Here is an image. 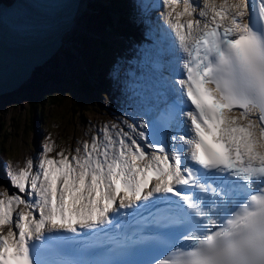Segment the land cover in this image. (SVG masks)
<instances>
[{
  "label": "snow or ice",
  "instance_id": "6c2138e0",
  "mask_svg": "<svg viewBox=\"0 0 264 264\" xmlns=\"http://www.w3.org/2000/svg\"><path fill=\"white\" fill-rule=\"evenodd\" d=\"M161 5L153 98L128 131L55 157L46 142L6 173L0 264H264V0H136L133 22ZM116 6L65 0V31L100 49Z\"/></svg>",
  "mask_w": 264,
  "mask_h": 264
},
{
  "label": "rangeland",
  "instance_id": "374dc122",
  "mask_svg": "<svg viewBox=\"0 0 264 264\" xmlns=\"http://www.w3.org/2000/svg\"><path fill=\"white\" fill-rule=\"evenodd\" d=\"M71 36L74 38L72 43L68 41L66 45V49L70 52V59L59 51L57 56L53 57L52 60L50 59L45 65L36 68L31 78L22 86L11 93L0 96V120L5 125L3 130L7 133H13V138L11 140L7 141V139H2L0 140V144L5 143L6 146L8 144L10 145V153L14 155L15 160H20L24 155L28 156L32 151H35L33 145L35 140L39 143L42 142V145L46 142L52 144L53 151L48 154L50 156L55 157V153L61 149H63L64 153L71 154L78 146H81L84 141L90 142L91 136L99 133L101 128L107 127L109 131H112V125L115 124L118 129L120 124L124 123L127 119V109H125L124 105L118 103L117 98L113 95H110L112 101L107 111V108L98 105V101H96L95 98L94 102L85 104L84 101H87L86 97H79L78 100L83 101L81 102V106L72 102L69 96L62 97L56 93L59 86H56L55 83L47 77V74L51 73L53 65L59 66L64 72L70 65L72 67L76 64L73 55L76 46H79V41L75 39H79L82 35L80 33H73ZM109 43H113V40L111 39ZM64 47L63 45L61 49ZM78 48L82 53L90 54L91 56L90 51L92 48L88 45L81 44ZM132 51L133 49L130 45L121 47V50L117 53L118 61L115 64L117 66L116 69L127 70L126 67L133 58ZM57 57L58 61L55 63ZM116 69H114L113 66L109 68L106 65V71L103 73L104 79H107L111 71ZM124 76H127L125 71ZM66 86L68 89L74 88L73 85L67 84ZM101 88L103 89V87ZM39 89L42 96H46L47 90H50L53 94L56 93L54 94V100L56 102L55 108L44 109L41 106L37 108L39 111H44V118H38L40 121L31 114V105L26 100L27 98L32 102L34 99L36 100L39 96ZM97 98L99 102L102 101L101 97ZM87 106L88 108L94 109L90 110ZM10 107H13V114L10 111ZM11 117H14L13 122H11ZM1 134L2 132H0V135ZM41 152L42 149L37 151V158ZM22 162L24 165L25 159H23ZM0 169L6 173V169ZM1 176H3L2 173L0 174V191H4L5 188L8 187V182L5 176H3V179ZM10 191L15 190L10 189Z\"/></svg>",
  "mask_w": 264,
  "mask_h": 264
},
{
  "label": "water",
  "instance_id": "95a60500",
  "mask_svg": "<svg viewBox=\"0 0 264 264\" xmlns=\"http://www.w3.org/2000/svg\"><path fill=\"white\" fill-rule=\"evenodd\" d=\"M27 3H20V6L24 8L25 12L32 13L33 17L37 16V13L32 12V8L38 2L29 0ZM64 3L65 0H47L38 3L39 14L49 18L52 23L48 24L46 29L55 38L58 46L61 44L62 35L66 32L65 23L61 26V21L58 19V15L62 11H67L65 12L66 18L68 16V10L63 7ZM10 9L7 15L0 18V67L3 69L2 76H0V96L18 89L31 78L32 70L35 67L40 66L52 56L56 57L58 53V50L53 49L52 46L49 55H45L42 51L44 46L38 44L37 35L34 34L33 30L24 34L18 26L16 28L10 26L8 21H21L19 17L22 16L23 11L21 9V11H16L12 7Z\"/></svg>",
  "mask_w": 264,
  "mask_h": 264
},
{
  "label": "trees",
  "instance_id": "16d2710c",
  "mask_svg": "<svg viewBox=\"0 0 264 264\" xmlns=\"http://www.w3.org/2000/svg\"><path fill=\"white\" fill-rule=\"evenodd\" d=\"M79 47V46H76ZM79 49V48H78ZM62 54L65 55L66 57H68V59H70V52L66 49L62 50ZM75 55L76 52H74ZM91 54H93V56H97L98 58H100L96 52L95 49L92 48L91 50ZM76 62L80 63L81 65H84V63L86 64V68L87 70L89 69V55L86 53H81L75 60ZM54 68V70L52 71V73H48L47 77L55 83L56 86H59L58 90H57V94H59L62 97H67L69 96L72 100V102H75L77 104H80L79 102H76L77 99L81 96H88V100H89V95H92V93L94 92V86L92 84V81L89 78V74H87L85 71H81L79 69L76 68H70L68 70H66L65 73H60V70L58 71V66L53 65L52 66ZM88 72V71H87ZM72 73V74H70ZM73 85L74 88L73 89H68V87L66 85ZM95 93V92H94ZM56 94V93H54ZM54 94L52 92H50V90H47L46 96H42V94L40 93V89H39V96L36 98V100L34 99V101H30L29 98H27L26 100L30 103L31 105V114L33 116H35V112L37 110L38 107H52L55 108L56 107V102L54 100ZM92 97V96H91ZM76 99V101H74ZM10 111L13 114V107H10ZM44 111H40L39 112V117L43 116ZM39 120V119H38ZM14 121V117H11V122ZM40 121V120H39ZM5 125L3 124V122H1L0 120V132L3 131L4 132V137L3 139H7L6 136L8 137H12V133H7L5 130H3V127ZM5 143L0 144V151H2V147H5Z\"/></svg>",
  "mask_w": 264,
  "mask_h": 264
},
{
  "label": "bare ground",
  "instance_id": "6f19581e",
  "mask_svg": "<svg viewBox=\"0 0 264 264\" xmlns=\"http://www.w3.org/2000/svg\"><path fill=\"white\" fill-rule=\"evenodd\" d=\"M18 1V0H17ZM41 1H43V2H46L47 0H37V2L39 3V2H41ZM38 3H37V5L34 7V8H32V12H34V13H37V16H35L34 17V19H35V21L39 24V25H48V24H52L51 22H50V20H49V18H45L43 15H40L39 14V7H38ZM18 10H20V9H22V7H18L17 8ZM65 12H67V11H62V12H60L59 13V15H58V19H60V21H61V25H63L64 23H65V18H66V13ZM9 13V12H8ZM21 20H23V18H22V16H20L19 17ZM38 19H39V21H38ZM71 34L72 33H69V32H67V33H65L63 36H62V39H61V47L63 46V43H64V41L66 40V41H68V39H70V36H71ZM138 39H139V41L141 42L142 41V36L141 35H139L138 36ZM70 42V41H69ZM79 44V47H80V45L82 44V45H87L86 43H85V41H81V42H79L78 43ZM61 47H60V49H61ZM75 48V47H74ZM78 48V47H77ZM59 49V50H60ZM79 52V51H78ZM91 52V51H90ZM90 55V54H89ZM91 56H93V54H91ZM52 60V59H51ZM61 60V59H60ZM55 61V60H54ZM26 85V84H25ZM23 89V88H22Z\"/></svg>",
  "mask_w": 264,
  "mask_h": 264
}]
</instances>
